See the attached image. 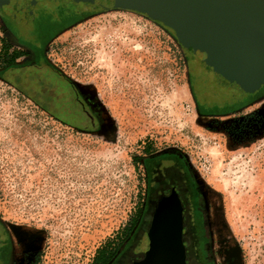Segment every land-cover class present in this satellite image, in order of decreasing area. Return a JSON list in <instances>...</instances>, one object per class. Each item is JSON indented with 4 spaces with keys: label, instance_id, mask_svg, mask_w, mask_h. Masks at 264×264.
Masks as SVG:
<instances>
[{
    "label": "rangeland",
    "instance_id": "obj_1",
    "mask_svg": "<svg viewBox=\"0 0 264 264\" xmlns=\"http://www.w3.org/2000/svg\"><path fill=\"white\" fill-rule=\"evenodd\" d=\"M49 47L100 105L101 121L76 129L77 121L0 80L9 264H93L102 248L114 252L109 264L127 251L143 254L144 160L168 150L186 160L198 185L215 264H264V90L220 84L171 28L135 8L85 16Z\"/></svg>",
    "mask_w": 264,
    "mask_h": 264
},
{
    "label": "flooded vegetation",
    "instance_id": "obj_2",
    "mask_svg": "<svg viewBox=\"0 0 264 264\" xmlns=\"http://www.w3.org/2000/svg\"><path fill=\"white\" fill-rule=\"evenodd\" d=\"M7 1L9 0H0V80L11 82L24 94L42 104L49 114L68 123H80L74 128L94 130L101 121L100 105L85 94L62 67L53 62L49 45L74 23L97 11L82 12L73 4H66L62 0H10L9 4L2 5V2ZM5 25L11 32L7 38L4 33ZM6 53L16 57L12 65L6 64ZM199 74L198 70V87L205 96L208 88ZM213 85L211 84L212 87ZM260 90H264V87ZM81 114L88 119L85 125L80 119ZM177 155L178 153L170 150L148 155L146 210L138 231H143L145 236L139 239L145 238L149 248L148 232L157 204L175 190L183 206V241L187 264H215L202 195L186 161L179 159ZM145 252L143 250V254H130L127 251L117 264H133L135 260L144 257ZM9 259L10 239L0 220V264H9Z\"/></svg>",
    "mask_w": 264,
    "mask_h": 264
},
{
    "label": "water",
    "instance_id": "obj_3",
    "mask_svg": "<svg viewBox=\"0 0 264 264\" xmlns=\"http://www.w3.org/2000/svg\"><path fill=\"white\" fill-rule=\"evenodd\" d=\"M62 1L82 12L135 8L171 28L220 84L249 94L264 87V0ZM183 229V206L174 190L158 202L149 248L133 264H187Z\"/></svg>",
    "mask_w": 264,
    "mask_h": 264
},
{
    "label": "trees",
    "instance_id": "obj_4",
    "mask_svg": "<svg viewBox=\"0 0 264 264\" xmlns=\"http://www.w3.org/2000/svg\"><path fill=\"white\" fill-rule=\"evenodd\" d=\"M9 49V46H7ZM7 52H9V50H7ZM6 64L8 65H12L14 62H15V56H13L12 54L10 53H6ZM146 149L148 150L149 148L146 147ZM171 151V150H170ZM175 152V151H173ZM177 153V152H175ZM179 159L183 160V161H186L182 156H180L179 154L177 155ZM150 157H147L145 158V167H146V160H148ZM197 184V183H196ZM197 188H198V185H197ZM198 191H199V188H198ZM114 252L112 250H109L107 248H102L100 250V252H98V254L96 255L95 259H94V262L93 264H109L111 262V260L114 258Z\"/></svg>",
    "mask_w": 264,
    "mask_h": 264
}]
</instances>
